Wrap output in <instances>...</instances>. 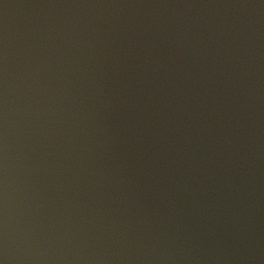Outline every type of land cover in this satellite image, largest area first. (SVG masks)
<instances>
[{
    "label": "water",
    "instance_id": "95a60500",
    "mask_svg": "<svg viewBox=\"0 0 264 264\" xmlns=\"http://www.w3.org/2000/svg\"><path fill=\"white\" fill-rule=\"evenodd\" d=\"M0 264H264V0H0Z\"/></svg>",
    "mask_w": 264,
    "mask_h": 264
}]
</instances>
